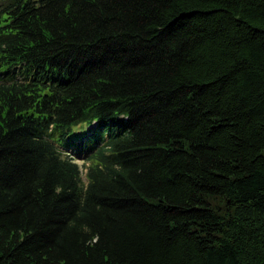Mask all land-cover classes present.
I'll list each match as a JSON object with an SVG mask.
<instances>
[{
    "label": "trees",
    "instance_id": "1",
    "mask_svg": "<svg viewBox=\"0 0 264 264\" xmlns=\"http://www.w3.org/2000/svg\"><path fill=\"white\" fill-rule=\"evenodd\" d=\"M0 264H264V0H0Z\"/></svg>",
    "mask_w": 264,
    "mask_h": 264
},
{
    "label": "rangeland",
    "instance_id": "2",
    "mask_svg": "<svg viewBox=\"0 0 264 264\" xmlns=\"http://www.w3.org/2000/svg\"><path fill=\"white\" fill-rule=\"evenodd\" d=\"M81 129L83 131L82 136H78V126H77L76 128L73 129V132H71L68 135V137H57L55 139V142L58 145L62 146L63 148H67V146H69V145H74L75 143H78L79 139L87 136V133L85 131V127H81ZM110 131H111L110 127H104L102 129L96 131L95 136L90 139V143L95 146V145H97V143H100V140H102L101 143L104 144V141L107 140L109 137L108 135H109ZM103 139H105V140H103ZM73 155H75L78 158V162L80 164L83 163V160L79 157V155L77 156V152L76 153L74 152Z\"/></svg>",
    "mask_w": 264,
    "mask_h": 264
}]
</instances>
